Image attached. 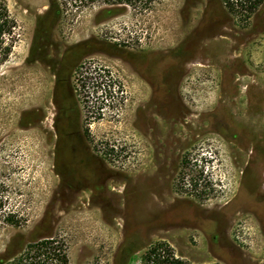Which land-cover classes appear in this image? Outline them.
<instances>
[{
    "label": "rangeland",
    "instance_id": "obj_1",
    "mask_svg": "<svg viewBox=\"0 0 264 264\" xmlns=\"http://www.w3.org/2000/svg\"><path fill=\"white\" fill-rule=\"evenodd\" d=\"M6 1L0 200L25 222L0 227V262L57 236L73 264H139L158 240L194 263L264 264V5L242 25L219 0ZM89 61L125 100L87 134Z\"/></svg>",
    "mask_w": 264,
    "mask_h": 264
},
{
    "label": "trees",
    "instance_id": "obj_2",
    "mask_svg": "<svg viewBox=\"0 0 264 264\" xmlns=\"http://www.w3.org/2000/svg\"><path fill=\"white\" fill-rule=\"evenodd\" d=\"M82 2H95L98 0H79ZM109 4L150 5L154 0H99ZM222 8L235 20L246 25L256 11L264 5V0H219ZM18 22L10 11L6 0H0V65L10 56L14 44L17 42L16 29ZM75 91L83 110L87 114L84 126L85 133H89L91 119H102L105 109L117 108L124 102V86L121 80L109 69L101 64L84 62L75 71ZM119 116V114H117ZM186 169L192 172L187 174ZM194 168L190 163L188 153L181 159L180 176L183 181L187 178L192 193L198 199L205 196L206 187L200 188L198 171L193 175ZM191 173V174H190ZM24 218L15 210H6L0 200V227L5 224L19 227ZM132 260V259H131ZM130 260V261H131ZM0 264H73L68 255L66 242L57 236L45 237L27 243L19 252L1 261ZM129 264V262L127 263ZM139 264H219L194 263L188 259L177 256L172 246L158 240L150 243L141 256Z\"/></svg>",
    "mask_w": 264,
    "mask_h": 264
}]
</instances>
